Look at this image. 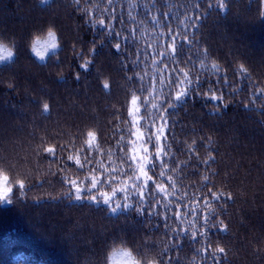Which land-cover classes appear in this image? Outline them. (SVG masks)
<instances>
[{
	"label": "trees",
	"instance_id": "1",
	"mask_svg": "<svg viewBox=\"0 0 264 264\" xmlns=\"http://www.w3.org/2000/svg\"><path fill=\"white\" fill-rule=\"evenodd\" d=\"M197 2L199 9L193 7ZM208 2L158 0L157 5L161 12L171 9L165 23L173 29L185 12L203 17L198 27L188 29L195 40L184 46L180 58L198 60L207 48L208 62L221 64L230 81L242 89L233 93L221 88L217 94H223V101L212 100L205 82L200 90L204 95L192 94L170 110L175 121L173 151L179 148L177 160L189 161L187 166L177 164L183 167L175 174L178 194L187 192L189 198L203 200L211 199L209 189L225 193L220 201H213L218 208L213 219L223 220L228 231L209 227L207 239L198 236L192 241L178 235L188 225L174 218L165 223L159 205L145 204L137 212L134 197L133 208L111 213L103 203L62 197L61 189L68 185L61 183L58 162L38 148L41 143L60 145L70 139L79 146L89 130L98 133L105 149L114 145L120 135L116 127H123L121 120L128 119L131 92L138 85L128 77L146 67L133 68L137 44L144 48L153 37L146 34L141 39L138 33L135 41H125L107 36L80 11L88 6L85 0L79 4L74 0H0V39L10 40L15 48L11 59L0 62V163L13 166L14 173H30L25 196H19L17 186L14 202L0 204V264H128V258L119 254L125 248L118 245L131 246L137 255L160 253L162 264H216L208 252L196 251L207 248L209 242L226 248V259L218 254L220 264H264L260 251L264 249V109L254 110V104L264 100L254 98L255 88L233 71L237 63H245L256 86L264 87V0H227L226 11L216 7L215 0H211L215 10L209 9ZM146 3L150 6V0H115L118 20L112 23L122 36L135 26L127 16L130 5H135L131 11L140 20L148 19ZM120 17L126 26L119 23ZM49 25L56 29L58 47L47 50L41 59L29 40L32 46L37 38L46 39L43 32ZM143 27L148 33L154 28L150 20ZM179 30L183 31L182 26ZM116 42L122 44L121 51L113 47ZM85 60L90 61L87 68L81 67ZM104 81L110 84L107 90ZM44 103L50 105L49 112L42 110ZM208 136L211 143L202 139ZM193 139L195 153L187 151ZM209 153L215 161L201 163ZM49 161H54L51 168ZM66 163L72 175L76 167ZM205 175L208 181L203 180ZM149 185L151 191L153 185ZM228 193L233 200L226 199ZM155 212L161 214L150 215Z\"/></svg>",
	"mask_w": 264,
	"mask_h": 264
},
{
	"label": "snow or ice",
	"instance_id": "2",
	"mask_svg": "<svg viewBox=\"0 0 264 264\" xmlns=\"http://www.w3.org/2000/svg\"><path fill=\"white\" fill-rule=\"evenodd\" d=\"M41 2L47 3L48 0H41ZM80 2L81 0H74L76 4ZM215 2L216 7L221 11L228 9L227 0H215ZM85 3L88 6L81 8L80 11L88 18V22L93 27L99 26L107 36H114L118 40L122 38L125 41L131 38L135 41L139 33L141 39L147 34L152 36L153 40L152 42L146 40L144 48H140L137 44L134 53L135 59L132 62L133 68L140 64H145L146 67L128 77L129 80L135 78L138 85L136 90L131 92L130 106L127 108L128 119L121 120L123 127L120 125L116 127V131L120 135L114 145L105 149L100 143L98 133L89 130L83 134L84 138L79 146L71 139L66 144L45 145L41 143L38 146L58 162L57 172L63 173L60 178L61 183L68 187L61 189L60 195L69 201L88 200L98 206L103 203L108 206L111 213L133 208L134 197L136 198L137 212H142L145 204L150 207L159 205L163 209L165 223L174 218L180 225H188V227L180 228L178 235L192 241H195L198 236L207 239L209 227L219 226V231L227 232L228 225L223 220L213 219L218 215V208L213 204V201H220L225 193L209 189L211 199L189 198L187 192L178 194V181L175 176L177 172L183 171V167L178 168L177 164L187 166L189 161L177 160L176 151H179V148L173 151V141H176L175 121L171 120L174 113L170 110L177 109L178 104H183L192 94L204 95L200 90L205 82L208 83L207 93L212 100L223 101V94H217L221 88H230L233 93L242 90L230 81L227 70L221 64L215 60L208 62L207 48L201 50L203 57L198 60H193L192 56H188L186 59L180 58L184 46H191L195 40L194 36H189L188 29L198 27L197 21L203 17L200 15L193 17L185 12L183 18L179 20L177 29H173L170 24L165 23L171 9L161 12L157 6L158 0H150V6L147 3L144 4V7L148 9V19L137 20L131 11V7L135 5H130L127 16L135 26L128 28L129 35L122 36V31L116 30L112 23L118 20L115 0H85ZM193 7L199 9L201 5L197 2ZM208 8L215 10L211 0L208 2ZM154 9L156 14H153ZM105 17L108 18L107 22ZM148 20L154 26L152 33H148L147 28L143 27L148 24ZM119 23L125 25L123 17L119 18ZM180 26L183 31L179 30ZM157 29L159 31H156ZM159 41H163V43H158ZM31 47L37 56L44 59L47 50H55L58 47L56 33L49 31L46 39L37 38ZM113 47L117 51H121L122 44L116 42ZM188 50L191 51V48L189 47ZM11 58V52L7 49H0V62ZM89 63V60H85L81 67L87 68ZM149 67L152 69L151 73L148 71ZM233 71L236 76L248 81L249 87L255 88L254 98L264 100V87L256 86L250 69L245 63H237ZM212 77H215V83L212 82ZM103 88L106 90L110 88L108 81L103 82ZM245 108H249V105H245ZM261 109H264V104H254V110ZM42 110L49 112L50 105L44 103ZM214 113H219V107L214 109ZM169 136L172 137L171 141ZM202 139L208 143H211L212 140L211 136ZM195 145L196 140L193 139L191 143L187 144V151L197 152ZM197 159H200L199 156ZM54 161H49L50 168ZM67 161L73 162L76 167V171L72 175H68L71 170L68 168ZM210 161H215V157L211 153L208 154L207 159L200 162L209 164ZM61 163L64 164V167L59 166ZM12 169L13 166L5 167L0 163V204L14 202V188L17 186L20 190L19 196H25L30 173L21 175L14 173ZM51 175H56V173L52 172ZM203 180L208 181L209 177L205 175ZM164 181H167V184ZM149 182L153 185L151 191H149ZM106 187L110 191L105 190ZM117 193L122 195L118 196ZM157 196L160 198L157 199ZM52 199H57V197L52 196ZM226 199L233 200L234 197L228 193ZM185 200L187 203H184ZM169 212L172 213V216L168 215ZM151 214L160 215L161 213ZM196 251L208 252L216 264H220V255L218 254L227 258L225 247L218 245L213 247L210 242L207 248ZM260 251L264 252V249ZM116 254L114 252L112 255ZM119 254L128 258V264H135L132 253L126 249H120Z\"/></svg>",
	"mask_w": 264,
	"mask_h": 264
},
{
	"label": "clouds",
	"instance_id": "3",
	"mask_svg": "<svg viewBox=\"0 0 264 264\" xmlns=\"http://www.w3.org/2000/svg\"><path fill=\"white\" fill-rule=\"evenodd\" d=\"M49 31L56 33L55 27L49 25L44 29L43 35H47ZM29 47L31 48V39L29 40ZM0 49H7L9 52L12 53V57L15 54V48L13 47L12 42L10 40L0 39ZM118 246L124 247L127 251L132 253V256L135 260V264H160L158 255L155 253L152 254L146 253L144 255H137V253L131 246H127V245H118Z\"/></svg>",
	"mask_w": 264,
	"mask_h": 264
},
{
	"label": "rangeland",
	"instance_id": "4",
	"mask_svg": "<svg viewBox=\"0 0 264 264\" xmlns=\"http://www.w3.org/2000/svg\"><path fill=\"white\" fill-rule=\"evenodd\" d=\"M73 201H76V200H73ZM86 201H88V200H86ZM76 202H78V201H76ZM90 202V201H89ZM92 203V202H91Z\"/></svg>",
	"mask_w": 264,
	"mask_h": 264
}]
</instances>
